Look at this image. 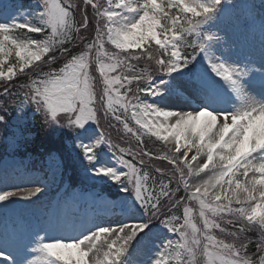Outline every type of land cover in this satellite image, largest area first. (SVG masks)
<instances>
[{
	"label": "snow or ice",
	"instance_id": "1",
	"mask_svg": "<svg viewBox=\"0 0 264 264\" xmlns=\"http://www.w3.org/2000/svg\"><path fill=\"white\" fill-rule=\"evenodd\" d=\"M37 117L45 176L101 190L18 226L48 180L5 169L0 264H264V0H0L3 142Z\"/></svg>",
	"mask_w": 264,
	"mask_h": 264
},
{
	"label": "rangeland",
	"instance_id": "2",
	"mask_svg": "<svg viewBox=\"0 0 264 264\" xmlns=\"http://www.w3.org/2000/svg\"><path fill=\"white\" fill-rule=\"evenodd\" d=\"M251 2L255 3L257 6H259L260 4V0H251ZM20 3L24 5L26 10H30V6L34 5L35 0H20ZM17 34L22 35V32H18ZM234 39V49L236 51L243 52L245 55H259L262 37L258 25L253 28L246 36H238ZM36 126V122L34 127L31 124L29 125L30 130L35 134V137L37 136L35 132ZM1 145L2 143L0 144V146ZM169 147H171V145H169ZM36 160L32 156H29L25 159L4 158V160H2L0 163V174H2L5 169H7L9 173L27 172L36 177H43L44 179L48 180L49 185L48 188L44 191V193L40 196V200L37 202V204L28 205L24 202H18L8 214L9 224H11L13 221H16L18 226H26L28 221L34 222L37 217L42 216L45 212V209L48 208L49 205H55L58 200H62V198H65L68 195H75L79 201L78 206L85 207L86 202L90 200L93 191L101 190L98 187H92V183L90 181L85 180L82 173L80 174L83 177L86 185H82L79 188H71L70 185H65L61 187L60 180H56L55 182H53L50 177L45 176L48 167L46 157H44V160H42L41 158L40 164H38V161ZM33 161L36 162L35 165H38L36 170L33 168L35 167V165H33ZM26 186L32 187L35 185L27 184ZM2 219L3 217L0 214V229L3 228Z\"/></svg>",
	"mask_w": 264,
	"mask_h": 264
},
{
	"label": "trees",
	"instance_id": "3",
	"mask_svg": "<svg viewBox=\"0 0 264 264\" xmlns=\"http://www.w3.org/2000/svg\"><path fill=\"white\" fill-rule=\"evenodd\" d=\"M37 122L39 129H38V136L36 137V139L33 140L32 142H29L25 147L18 149L17 151H24L36 157H43V155L47 154L50 151L64 152L66 150L64 139L63 138L55 139L51 136L48 137L43 136L40 132L39 117L37 118ZM0 137L3 138L2 135H0ZM113 140L114 142H119L116 132H113ZM0 143H3L0 147V158L4 155L3 152L4 153H6L7 151L14 152L3 141H1ZM122 146L127 147L128 145L122 144ZM149 147H154V146L149 142ZM67 171H70L72 174L69 175ZM68 176H69V181L71 182L78 180L79 179L78 168L69 165L66 168L65 178L67 179Z\"/></svg>",
	"mask_w": 264,
	"mask_h": 264
},
{
	"label": "bare ground",
	"instance_id": "4",
	"mask_svg": "<svg viewBox=\"0 0 264 264\" xmlns=\"http://www.w3.org/2000/svg\"><path fill=\"white\" fill-rule=\"evenodd\" d=\"M255 56H256V58L258 59L259 55H258V54H256Z\"/></svg>",
	"mask_w": 264,
	"mask_h": 264
}]
</instances>
